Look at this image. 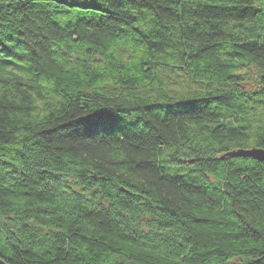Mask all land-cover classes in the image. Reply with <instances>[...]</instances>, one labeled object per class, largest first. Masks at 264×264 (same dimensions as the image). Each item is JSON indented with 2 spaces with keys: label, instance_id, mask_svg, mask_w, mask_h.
Segmentation results:
<instances>
[{
  "label": "trees",
  "instance_id": "obj_1",
  "mask_svg": "<svg viewBox=\"0 0 264 264\" xmlns=\"http://www.w3.org/2000/svg\"><path fill=\"white\" fill-rule=\"evenodd\" d=\"M264 0H0V258L264 264Z\"/></svg>",
  "mask_w": 264,
  "mask_h": 264
},
{
  "label": "water",
  "instance_id": "obj_2",
  "mask_svg": "<svg viewBox=\"0 0 264 264\" xmlns=\"http://www.w3.org/2000/svg\"><path fill=\"white\" fill-rule=\"evenodd\" d=\"M227 157H247V158H253L258 161H264V148L262 147H252V148H239L235 150H231L221 156L222 159H225ZM0 264H7L0 258Z\"/></svg>",
  "mask_w": 264,
  "mask_h": 264
}]
</instances>
